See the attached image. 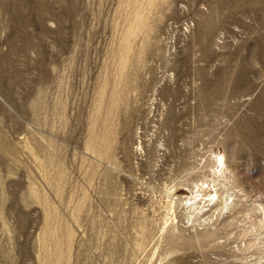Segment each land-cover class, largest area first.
<instances>
[{"label": "rangeland", "instance_id": "obj_1", "mask_svg": "<svg viewBox=\"0 0 264 264\" xmlns=\"http://www.w3.org/2000/svg\"><path fill=\"white\" fill-rule=\"evenodd\" d=\"M263 207L264 0H0V264H264Z\"/></svg>", "mask_w": 264, "mask_h": 264}, {"label": "bare ground", "instance_id": "obj_2", "mask_svg": "<svg viewBox=\"0 0 264 264\" xmlns=\"http://www.w3.org/2000/svg\"><path fill=\"white\" fill-rule=\"evenodd\" d=\"M145 2V1H144ZM152 3H153V1H152ZM151 5V4H150ZM149 6V5H148ZM150 7V6H149ZM144 11V10H143ZM140 15V14H139ZM142 15H140V18H137V21H136V26L133 28V31H134V29H135V31H136V29H138L141 25H142V17H141ZM134 31V32H135ZM130 32H132V31H130ZM133 32V33H134ZM130 34V33H129ZM136 34V33H135ZM133 36H134V34H132ZM131 36V35H130ZM132 36V37H133ZM132 39V38H131ZM130 39V40H131ZM129 40V41H130ZM128 43H131V41L130 42H128ZM128 45V44H127ZM128 46H130V45H128ZM225 167H226V165H225ZM215 174H216V176H215ZM214 174V177H213V184H214V186L216 187V189H217V186H219V184L221 185L223 182L221 181V179H227V180H229L230 179V177L228 176L227 177V174H225L224 172H219V173H215ZM228 185V184H227ZM203 189V188H202ZM204 192V191H203ZM236 190H235V188H234V183H233V180H231L230 179V182H229V188H227V193L223 196V197H220L218 194V191L216 190V195H215V197L214 198H212L211 199V201H209V202H214V201H216V199H217V202H218V204H216V205H219L220 206V208L222 209V210H227V209H229V207H231V203L229 204V200L228 199H232V198H234L235 196H237L236 195ZM233 200V199H232ZM216 203V202H215ZM214 203V204H215ZM175 205L176 204V201H173L172 202V205ZM180 204V203H179ZM230 205V206H229ZM234 205V204H233ZM171 207H173V206H171ZM234 207V206H233ZM232 208V207H231ZM264 208V207H263ZM262 208V209H263ZM174 209H176V208H172L171 210H173V211H175ZM258 211V210H257ZM261 211V210H260ZM259 211V212H260ZM254 212V209H252V210H249L247 213H246V215L248 216V215H250L251 213H253ZM262 212V211H261ZM191 216V215H190ZM251 216V215H250ZM187 217V216H186ZM188 217H189V215H188ZM188 219V218H187ZM50 221V220H49ZM189 221H191L190 220V218H189ZM179 226H177V225H174L173 223L172 224H168V221L166 222V224H165V228H164V230H163V235L165 236L164 238H163V241H162V243H161V247L159 248V250H158V256H161V257H163V256H165L166 258H169V257H171V256H173L174 254H177V253H179L181 250H182V248H184L185 246L187 247V248H194V249H197V250H203V249H205L206 247H207V243L209 242V240L211 239V236H213L214 234L213 233H210V234H208V236L204 239V241L202 242V243H200V238H199V236H197V238H196V240L198 241V243L196 242V240L195 241H188V242H186V243H184V242H182V240H180V237L181 236H179V235H177V231L176 230H178L179 228H178ZM47 228V227H46ZM201 228V227H200ZM54 229V228H53ZM50 231V230H49ZM55 231V230H54ZM196 231V230H195ZM48 232V231H47ZM50 232H52V231H50ZM58 233V232H57ZM46 234V233H45ZM44 234V238H46L45 235ZM54 232H53V236H54ZM206 234V233H205ZM43 235V234H42ZM254 235H256V236H258V237H256L257 239H254L253 241V243H251L252 245L254 244V246L256 245H258V250L260 251V253H261V256L263 257V255H264V217L263 218H261L257 223H255V224H253L251 227H249V228H247V229H245V230H242L241 232H240V234H239V237L238 238H240V240L241 239H243V240H245L246 241V238L247 237H250V236H254ZM59 236V235H58ZM42 237V236H41ZM202 239H203V237H204V235H202L201 234V236H200ZM48 238H49V236H48ZM214 238H216V237H214ZM213 238V239H214ZM251 238V237H250ZM50 239V238H49ZM56 239V238H55ZM173 239H175V240H173ZM212 239V240H213ZM52 240V239H51ZM50 240V241H51ZM56 240H59V239H56ZM55 240V241H56ZM173 240V241H172ZM242 240V241H243ZM248 240V239H247ZM252 240V239H251ZM251 240H249V241H251ZM41 241H42V239H41ZM54 241V242H55ZM45 242V241H44ZM252 242V241H251ZM60 243V242H59ZM45 244H47V243H45ZM49 244V243H48ZM251 244H250V247L252 248V246H251ZM53 245V244H52ZM59 246H61L60 244H58ZM44 246V245H43ZM50 246H51V244H50ZM58 246V247H59ZM159 246V245H158ZM255 246V249L257 248ZM44 247H46V245L44 246ZM47 247H48V245H47ZM50 248V247H49ZM52 248V247H51ZM54 249H55V251H56V248L55 247H53ZM209 248V247H208ZM44 249V248H43ZM48 248H46L45 249V251L47 250ZM62 249V248H61ZM254 249V248H253ZM50 251H51V249H49ZM48 250V251H49ZM60 250V249H59ZM257 250V249H256ZM44 250H43V252H45ZM57 251H58V249H57ZM257 252V251H256ZM51 253V252H50ZM42 254H44V253H42ZM45 254H46V252H45ZM52 254V253H51ZM58 255V254H57ZM260 254H258V256H259ZM44 256V255H43ZM46 257V256H45ZM55 257V256H54ZM262 257H260V258H258V259H263ZM58 257H56V259H57ZM46 259V258H45ZM51 259V258H50ZM55 259V260H56ZM49 260V257H48V259H47V261ZM45 261V260H44ZM50 261V260H49ZM174 261V260H173ZM260 261V260H259ZM262 262H263V260H261ZM51 262V261H50ZM47 262H45V264H46ZM53 263H54V260H53ZM259 263V262H258ZM261 263V262H260ZM264 263V262H263ZM50 264V263H49ZM51 264H52V262H51ZM54 264H56V263H54ZM59 264V263H58Z\"/></svg>", "mask_w": 264, "mask_h": 264}]
</instances>
